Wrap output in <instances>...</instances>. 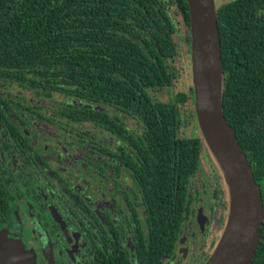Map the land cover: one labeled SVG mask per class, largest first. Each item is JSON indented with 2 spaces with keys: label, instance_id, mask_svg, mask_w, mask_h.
<instances>
[{
  "label": "trees",
  "instance_id": "16d2710c",
  "mask_svg": "<svg viewBox=\"0 0 264 264\" xmlns=\"http://www.w3.org/2000/svg\"><path fill=\"white\" fill-rule=\"evenodd\" d=\"M173 2L187 25L186 1ZM214 12L221 110L264 212V0H225ZM173 31L166 0H0V73L27 80L38 95L55 91L87 103L68 101L58 118L90 119L129 142L133 155L122 160L141 190L144 212L139 264L172 256L193 210L188 188L201 141L176 135V102L185 94L159 101L147 91L174 78L166 62L176 51ZM120 115L135 119L139 132H130ZM259 234L248 264H264V219Z\"/></svg>",
  "mask_w": 264,
  "mask_h": 264
},
{
  "label": "flooded vegetation",
  "instance_id": "af4514ba",
  "mask_svg": "<svg viewBox=\"0 0 264 264\" xmlns=\"http://www.w3.org/2000/svg\"><path fill=\"white\" fill-rule=\"evenodd\" d=\"M58 94L64 100L42 104L50 95H38L27 80L0 73V264H139L143 201L132 169L122 160L133 155L131 146L90 119L58 118L68 101L88 106ZM81 124L113 139L73 128ZM198 208L203 214L197 206L194 221L201 231L207 217L203 214L199 228ZM182 225L172 256L162 262L183 253Z\"/></svg>",
  "mask_w": 264,
  "mask_h": 264
},
{
  "label": "water",
  "instance_id": "95a60500",
  "mask_svg": "<svg viewBox=\"0 0 264 264\" xmlns=\"http://www.w3.org/2000/svg\"><path fill=\"white\" fill-rule=\"evenodd\" d=\"M185 1L194 117L201 139L227 177L236 204L230 218L226 217L220 239L202 264H248L258 239L262 238L259 226L264 213L259 188L221 110L219 40L213 0ZM203 221L205 217L198 208L199 228Z\"/></svg>",
  "mask_w": 264,
  "mask_h": 264
},
{
  "label": "rangeland",
  "instance_id": "374dc122",
  "mask_svg": "<svg viewBox=\"0 0 264 264\" xmlns=\"http://www.w3.org/2000/svg\"><path fill=\"white\" fill-rule=\"evenodd\" d=\"M166 1L167 14L174 26L172 39L176 44L175 53L167 58L166 62L173 69L174 78L169 85L148 88L147 91L153 99L159 101H174V95L177 92H183L185 99L176 102L180 116L176 135L198 136L200 139L192 105L188 29L173 0ZM223 1L225 0H213V4L216 6ZM62 100H64L62 96L53 92L42 104L51 105ZM120 116L121 121L130 132L134 134L139 132L140 126L135 119L126 115ZM73 128H86L98 137H104L108 141L113 139L112 135L90 125H74ZM200 145L198 166L191 177L189 188L191 199L196 198L199 203L192 200L194 202L193 212L188 217L189 221L182 225L184 238L180 246L184 247V251L182 253L181 249V254H176L175 258L171 260H163L162 264H198L203 255H209L212 252L223 233L228 208L222 177L218 170L219 167L217 168L218 165L210 155L211 153H208L202 142ZM197 206H201L203 214L207 217V223L203 225L201 231L198 230L194 221V211Z\"/></svg>",
  "mask_w": 264,
  "mask_h": 264
},
{
  "label": "bare ground",
  "instance_id": "6f19581e",
  "mask_svg": "<svg viewBox=\"0 0 264 264\" xmlns=\"http://www.w3.org/2000/svg\"><path fill=\"white\" fill-rule=\"evenodd\" d=\"M205 142V141H204ZM205 147L207 149V151H209L211 153V151L209 150V148L207 147V144L205 142ZM212 155V153H211ZM213 156V155H212ZM214 158V157H213ZM215 160V159H214ZM216 162V161H215ZM217 164V163H216ZM218 165V164H217ZM219 167V166H218ZM220 169V168H219ZM221 170V169H220ZM222 172V171H221ZM222 175H223V178H224V181H225V184H226V187H227V192H228V197H227V201H228V209H227V217L230 218L231 214H232V210H233V207L236 208V204H235V200H234V195H233V191H232V188L227 180V177L223 174L222 172ZM228 218V220H229ZM227 220V219H226Z\"/></svg>",
  "mask_w": 264,
  "mask_h": 264
}]
</instances>
